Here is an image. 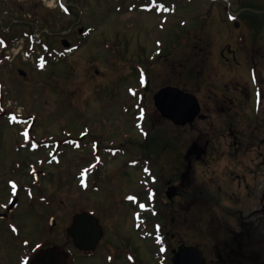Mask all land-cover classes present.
<instances>
[{
  "label": "rangeland",
  "instance_id": "obj_1",
  "mask_svg": "<svg viewBox=\"0 0 264 264\" xmlns=\"http://www.w3.org/2000/svg\"><path fill=\"white\" fill-rule=\"evenodd\" d=\"M162 1L166 3L164 8L160 6ZM244 1L222 0V3L210 4L209 0H65L66 7L61 12L53 0H0V37L5 44L10 45L9 53L0 57V113L1 109L6 110L0 118V163L8 165L7 177H10L9 168L18 154H25L18 148V128L6 124L10 112L20 113L24 117L36 115L38 126L34 133L39 141L45 138L49 142L57 139L63 132L76 136L85 127L91 132L83 139L80 149L69 150L61 158V165L48 168L55 172V178L53 176L52 182L45 185L46 191H33L34 203L49 202L50 207L37 204L26 207L27 195L23 191L19 192L18 200L23 206L17 209L16 215H13L3 230L0 228L1 264H17V257L23 250L22 246H17L19 241H41L49 233L42 215L45 213L57 216L58 212L63 214L67 206L72 207L69 212L96 209L100 213L101 224L109 231L117 228V223L118 232H127L128 228L134 226L136 219L134 216L130 219L126 215L127 208L121 199L129 190L139 189L135 181L138 177L137 170L123 166L130 171L124 172L120 163L117 168L119 171H116L114 165H109L102 182V192L95 198V194L81 191L77 186L75 175L85 167L83 160L85 156H91L89 144L94 141H98L101 148H108L106 145L111 139H114L111 140L114 143L110 145L113 147L126 142L133 150L126 145V152L134 155L140 153L151 161L153 173L160 179L156 197L160 201L162 212L156 220L163 222L168 237L173 238V242L184 238L185 242L194 243L199 231L196 223L200 219L208 230L210 216L213 214L208 206L211 180L207 176L203 180H196L194 176L207 172L210 168V165L207 166L209 161L206 159V165L198 166L193 162L192 165L187 161L181 162L179 158L186 154L192 141L198 138L201 141L210 139V122L195 121L193 127L175 128L156 113L152 95L164 86L182 88L196 96L203 107L202 113L209 115L207 118L225 125V115L205 113L204 110L212 108L213 102H209L211 96L228 93V89L238 83L231 82V77H239L235 76L239 73L245 75L244 69H235L232 63L234 59L239 62L249 59V54L238 47L239 43L246 42L242 38V30H234L229 23L230 10L234 15L239 14L240 24L245 23ZM253 6L251 8L254 9ZM151 7L152 11L149 12ZM260 21L262 22L259 20L257 24L261 31L258 27L249 28L248 39L251 35L252 38L257 35L256 46L264 44V37H260L264 36V25ZM6 28L10 32L5 34L2 30ZM93 29L95 31L91 32ZM34 30H38L43 37L39 46L46 44L62 50L60 42L63 39L68 40L71 46H78L80 43L82 46L56 63H53L50 56L37 61V54L28 55L26 41L20 39L14 42L15 37H22L23 31ZM79 30L83 34L91 31L84 38H79L82 36L78 35ZM157 40H161L164 50L160 52L161 58H158L159 53L151 59V55L147 57L154 63L148 68L150 87L144 96L150 113L145 120L146 128L151 127L149 146H139V137L131 133L134 130L131 126H134L133 115L136 111L132 105L135 101L128 98L127 90L129 86L133 92L139 88L133 65L144 63L146 56L156 48L154 43ZM229 43H233L231 47L236 51L234 57L225 51ZM252 44L250 40L246 43L251 59L264 60L263 52L258 57L257 53L251 52ZM106 49L112 51H105ZM223 49L225 52L222 59ZM226 58L229 63L224 61ZM44 61V68L38 65H43ZM254 72L255 76L261 78L258 85L263 81L264 88V67L255 68ZM239 82L246 86L248 80L241 78ZM260 92L264 96L263 90ZM259 103L261 110L264 109V97ZM256 104V99H253L248 108H253L254 111ZM237 121L238 119L234 121L233 127ZM256 122L247 120V130L242 128L244 125L241 129L248 131V135L256 131L258 138L264 141V130L260 129L264 124V114L262 116L260 113ZM160 140L162 145L159 147ZM27 155L30 158L31 155ZM130 157L136 156L130 155L127 158ZM183 173V199L173 198L175 191L172 188L178 189L177 183ZM17 176L21 177V174ZM198 184H203L205 190H201ZM39 197L44 201H38ZM108 200H111L110 208ZM110 209L112 213L105 215ZM9 225L14 226L15 234H10ZM181 226L190 233L186 231L184 235L185 228L182 229ZM144 229V235L150 236L154 224L145 225ZM130 233L132 231L127 232L115 244L104 243L93 257L94 261L81 258V264H101V260H104L102 255L107 252L118 254L120 260L117 264H125L120 253L126 252L134 255L136 263L155 264L152 253L156 255V246L151 244L150 239L142 242ZM201 238L207 243L211 241L203 236ZM46 247H50L49 242Z\"/></svg>",
  "mask_w": 264,
  "mask_h": 264
},
{
  "label": "flooded vegetation",
  "instance_id": "obj_2",
  "mask_svg": "<svg viewBox=\"0 0 264 264\" xmlns=\"http://www.w3.org/2000/svg\"><path fill=\"white\" fill-rule=\"evenodd\" d=\"M214 4V3H212ZM254 5V9L251 8ZM243 7L246 12L245 23H243L242 38L243 40L249 37V28L254 27L259 20H262L264 25V0H245ZM226 9V8H224ZM237 17V15H236ZM235 27L236 24H233ZM264 34V33H262ZM252 36V35H251ZM250 36V42L253 43L250 48L251 52L260 55L264 53V44L256 46L257 35L255 37ZM264 37V36H260ZM264 42V41H263ZM233 43H229L226 47V52L229 55H235L236 51L232 49ZM238 47L244 50L245 53H249L247 47L238 44ZM255 48L257 50H255ZM228 49V51H227ZM222 59L224 58V52L221 51ZM264 57V55L262 54ZM229 63L228 58L224 60ZM233 67L235 69H244L245 75L232 78L231 82H238L234 84L228 93L222 95L214 94L209 98V102H213V106L210 109L204 110V112H213L215 115H225V125H219L216 121L210 120L209 115L202 114L206 117L203 119L196 118L195 121H209L210 139L204 141L199 140L200 145L207 144L205 153L200 157L191 158L190 155H181L179 160L185 162L188 160L194 165H206L205 161L208 159L207 166L210 165L209 170L194 176V179L206 178L211 180L210 192H209V209L213 214L210 216L211 224L209 223L208 230L204 225L203 220H199L196 225L199 229L195 242H185L184 238L178 241H172L168 237L163 224H161V231L151 233L150 236L144 235V226H132L131 229H127V232H131L130 235L136 236L140 241L144 242L147 239L151 240V244L156 246V255H153L155 264H264V141L258 138L256 131H252L248 135V131L241 129L242 125H247V120L253 121V108H248V104L254 99L252 86L248 77L247 68H260L264 67L263 58L259 60H245L242 62L233 61ZM196 66V65H195ZM198 66V65H197ZM234 69V68H233ZM248 80L247 85H242L240 79ZM261 80L258 77L257 81ZM263 87V81L261 82ZM232 85V83H230ZM264 92V88H263ZM153 97V95H152ZM202 109L203 107L200 106ZM264 109L261 110L262 116ZM205 112V113H206ZM251 114V115H250ZM235 127L232 125L234 121ZM194 121V122H195ZM194 126V123L189 125ZM236 128V129H235ZM247 130V126L242 127ZM211 129V131H210ZM264 130V124L260 127ZM200 135V134H198ZM139 146H146L147 141H139ZM162 145V144H161ZM92 156H85L83 162H93L96 164L95 177L93 181H96V185L99 188L95 193L94 198L102 192V182L105 178L107 167L114 165L116 171H119V164L121 160L116 157H105V153L102 151L100 145L90 143ZM160 147V146H159ZM73 151L71 146L64 147V153L58 159L65 156L68 151ZM189 154V153H188ZM55 150H51L50 158L54 161ZM208 155V158L206 156ZM70 156V155H69ZM107 166H104V165ZM40 165V163H39ZM61 165V163H60ZM192 165V164H191ZM55 163L52 166L42 169H35L34 174L40 172L44 185L52 182L53 176L55 178V172L49 171L48 168L56 167ZM197 167V166H196ZM8 165L0 163V228L6 226L8 221L14 217L17 209H20L23 205L20 204L16 197L17 204L11 211H8L9 206V177H7ZM94 167L90 170L93 171ZM18 177L19 181L24 180V175ZM184 181L185 174H181V178L177 183L178 189L172 188L175 191L173 198H182L184 195ZM202 182V181H201ZM194 181H192L193 185ZM191 185V186H192ZM201 190H205L203 184L197 185ZM195 188V186H194ZM5 190V191H4ZM177 190V191H176ZM127 202L126 215L134 216L140 209L138 202L146 201V197L143 193H138L136 189H131L126 194ZM14 198V196H13ZM202 199V197L200 196ZM12 200V198H11ZM111 200H108V208ZM236 203V204H235ZM36 204H28L26 207H33ZM42 207L48 208L47 204ZM20 207V208H19ZM52 207V206H51ZM72 209L71 206H67V209L63 214L57 216L53 214H43L45 224L49 229V233L41 240L35 243L27 241V239L20 240L17 246H22L23 250L19 253L17 264H81L80 260L88 259L94 261V256L104 243H117L121 240L127 232H118L119 223L116 224L117 228L108 230L107 227H103L100 222V213L96 209L94 212V218L97 220L100 227L99 232L93 229V226L89 221H81L83 235L79 241V245L83 246L85 250H80L76 246L73 234H78L76 230L72 231V225L75 216L80 212H93L92 210L85 209L80 212H69ZM145 209L150 210L151 207L147 206ZM111 210V209H110ZM108 210L105 215L112 213V210ZM162 212V210H159ZM207 212V210H205ZM209 211V210H208ZM23 212H26L23 210ZM15 214V215H14ZM146 214V213H145ZM14 215V216H13ZM64 219V221H62ZM209 219V221H210ZM118 222V219H115ZM80 222L78 223V225ZM165 224V221H164ZM234 224V226L232 225ZM77 225V226H78ZM75 226V227H77ZM80 227V226H79ZM182 229L185 228L181 226ZM15 229L13 225H9V230ZM190 233L187 228L184 229V235ZM0 232L1 229H0ZM223 232V233H222ZM222 233V235H220ZM54 235L56 237H54ZM217 235L218 238H217ZM209 238L211 241L207 243L201 237ZM184 237V236H183ZM50 243V247L46 245ZM17 244V243H16ZM210 244V246H208ZM205 245L206 247H203ZM186 247H192L191 250H187ZM92 248V249H89ZM198 249L202 252V256L195 250ZM210 252V253H209ZM104 260H101V264H117L120 258L115 252H107L102 255ZM125 264H142L136 263L135 257L130 252L120 253ZM204 258V260L201 259ZM38 258V260H36ZM1 264V263H0ZM123 264V263H121Z\"/></svg>",
  "mask_w": 264,
  "mask_h": 264
},
{
  "label": "water",
  "instance_id": "obj_3",
  "mask_svg": "<svg viewBox=\"0 0 264 264\" xmlns=\"http://www.w3.org/2000/svg\"><path fill=\"white\" fill-rule=\"evenodd\" d=\"M155 102L162 116L179 126L191 123L200 111L193 96L174 88L160 91Z\"/></svg>",
  "mask_w": 264,
  "mask_h": 264
},
{
  "label": "snow or ice",
  "instance_id": "obj_4",
  "mask_svg": "<svg viewBox=\"0 0 264 264\" xmlns=\"http://www.w3.org/2000/svg\"><path fill=\"white\" fill-rule=\"evenodd\" d=\"M141 207H143V205H141Z\"/></svg>",
  "mask_w": 264,
  "mask_h": 264
}]
</instances>
